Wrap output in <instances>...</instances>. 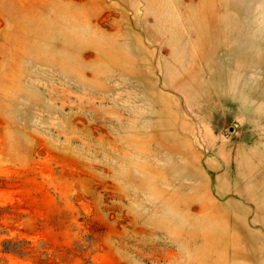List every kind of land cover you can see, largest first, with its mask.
Segmentation results:
<instances>
[{
  "label": "rangeland",
  "instance_id": "obj_1",
  "mask_svg": "<svg viewBox=\"0 0 264 264\" xmlns=\"http://www.w3.org/2000/svg\"><path fill=\"white\" fill-rule=\"evenodd\" d=\"M0 264H264V0H0Z\"/></svg>",
  "mask_w": 264,
  "mask_h": 264
}]
</instances>
